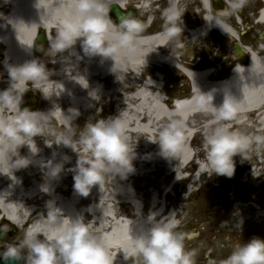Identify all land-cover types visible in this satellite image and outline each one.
<instances>
[{
	"label": "bare ground",
	"instance_id": "1",
	"mask_svg": "<svg viewBox=\"0 0 264 264\" xmlns=\"http://www.w3.org/2000/svg\"><path fill=\"white\" fill-rule=\"evenodd\" d=\"M108 2L123 7L140 2L142 9H147L144 15L161 14L152 6L161 3L167 7L169 4V0H159V3L157 0H108ZM190 2L200 6L204 19L208 15H215L208 0H190ZM176 3L178 4L179 0H176ZM228 3L234 10L232 4ZM75 6L76 0H0V88L10 86L8 65H19L33 58L40 59L48 68L55 71L48 82L36 87L44 101L43 107L37 110H52L51 122L67 127L65 116L72 115L67 112L69 108L78 109L80 112L77 118L74 117L71 120L70 124H72L77 120L89 119L90 116V122L100 117L101 113L94 116V111L99 106H109L111 112L108 116H114L115 104H117L118 109H122L117 115L124 123L125 139L129 145L132 165L139 167L134 168L126 178L106 172L105 180L100 185L93 186L87 197L78 194L73 186L68 197H62L60 186L64 184L66 177L72 175L69 169L75 165L78 155L87 154L82 150V146L75 144L71 148L56 145V142L38 146L25 140L23 145L19 146L18 152L30 163L27 167L13 169L10 158L16 157L14 153L6 150L8 142L0 147V221H6L10 227L31 222L26 236L38 233L41 239L47 238L50 242L54 241L58 232L50 230L41 215L46 214L45 202L54 201L55 205L62 209L60 216L64 219L65 227L72 218L83 216L90 233L103 240L113 259V264H118L127 255L135 253L132 250L131 238L150 226L148 216L155 214L153 222L163 216L162 209L155 198L149 202V207H145V212H140L138 193L136 187L130 184V180L136 176H142L143 173L140 171L146 167L158 169L167 173L168 176H174V179L180 178L181 171L188 165L191 158V151L186 140L192 131L202 135L209 127V122L215 119V114L210 109L197 107L195 99L201 93L212 94L213 104L216 106L222 104L225 95L232 96L236 101L235 113L230 119L219 121V123L224 124L225 121L234 118L238 122L237 126H233L231 130L252 137L253 141L256 136L264 137V60L252 55L246 68L240 69L232 78L218 84L209 83V80L217 79V75L208 77L205 73L195 75L185 71L192 80L193 93L197 92V94L186 101L183 108L171 110L170 107H163L165 101L162 100L160 89L152 78L145 81L137 78L139 73L148 68L168 63V56L174 58L175 51L167 47L172 39L162 35L136 39L135 53L122 51L115 57L117 67L112 71L111 59L84 56L82 53L78 56L79 41L65 52L57 53L52 48L49 50V43L55 40L60 21L66 18L64 13L74 10ZM258 17L257 24L263 23L264 8L258 13ZM211 28H215L216 33L230 34V30L224 33L218 27ZM39 31L43 32L48 48H41L38 53H35L34 39ZM231 35L234 36L233 33ZM187 36L192 38V45L187 44V46H189L190 57H193V44L200 43L205 35L201 33V30H196L188 33ZM184 45L186 44L181 46L184 47ZM192 66L194 67V64ZM116 76L127 79L128 85L117 83ZM116 83L121 87V91H115ZM28 84L31 82H20L17 88L25 93L28 91ZM29 91L32 92V90ZM127 93L130 95L128 96ZM117 98L122 100L115 103ZM30 104L28 108L34 109L32 108L34 103ZM106 111L105 109L102 112ZM10 114L7 109H0V116ZM170 119H182L185 125L183 146L175 153L178 156L175 167L171 166V163L175 162L174 156L171 159L162 157L159 153V145H155V141L159 139V130ZM153 144L155 147L152 148ZM258 144L263 147L264 140ZM49 159L64 165L62 175L59 174L58 178L46 174L48 169L43 165ZM262 167L264 168V163ZM199 169L203 173L213 172L207 162L200 164ZM38 179H43L44 182L34 183L29 187L24 186ZM112 179H115V183ZM250 179L254 182L253 176ZM105 185L108 187L107 191L104 189ZM43 187H47L48 190L45 191ZM42 199L47 200L41 203ZM125 205L127 207L131 205L136 211V220L133 222H130L128 217L133 218L134 213L132 212V215L127 213L125 208L122 209ZM121 215L127 216V219L121 218Z\"/></svg>",
	"mask_w": 264,
	"mask_h": 264
},
{
	"label": "clouds",
	"instance_id": "2",
	"mask_svg": "<svg viewBox=\"0 0 264 264\" xmlns=\"http://www.w3.org/2000/svg\"><path fill=\"white\" fill-rule=\"evenodd\" d=\"M209 6L212 0H208ZM243 0L232 4L233 9L242 7ZM111 4L108 0H76L75 9L64 13L65 19L60 21L55 40L50 42V48L61 53L69 50L79 41V53L89 57H101L113 61L111 71L117 67L115 57L122 51L135 53L136 36L142 32L145 24L131 12H125L114 22L110 17ZM227 10H218L216 14L205 18L209 28L215 26L227 33L230 26L221 19L227 16ZM163 31L160 35L172 39L183 33L181 27L182 13L176 0L161 12ZM151 19V18H150ZM55 69L48 68L38 58H33L19 65H8L7 73L10 86L0 90V109H7L11 114L0 116V139L9 143L8 152L14 153L10 158L13 169L27 167L30 161L18 152L26 138L42 135L45 130L51 131L50 121L52 110H30L21 108L24 91L17 88L20 82H31L40 85L49 81ZM214 96L201 93L195 99L197 107L210 109L215 119L209 122V127L203 133L202 148L208 167L216 175L231 177L235 171L234 157L243 153L253 142V138L231 130L227 124L219 121L230 119L236 108V101L230 95H225L221 105L213 104ZM65 120L71 133V120L78 117V109L69 108ZM185 125L182 119H170L161 127L158 136L159 153L166 159H171L177 150L183 146ZM257 143L264 137L256 136ZM152 142V141H151ZM82 146L86 155L79 156L72 171L73 188L81 196L87 197L95 185H100L106 172L122 175L126 178L133 169L132 158L129 155V145L125 139L124 123L119 115L109 116L94 123L86 122L79 138L73 140L64 133L56 134V145L71 147ZM242 157V156H241ZM243 158V157H242ZM48 169V175L57 177L64 170L62 163H54L49 159L43 165ZM175 171V168H174ZM177 178V177H176ZM47 191V187H43ZM46 214L42 213L50 230L58 232L54 241L41 239L34 233L25 237L18 244L9 246L0 252V259L5 262L20 258L22 249H27L26 264H113V259L102 239L92 235L83 216L72 218L65 227L60 216L62 209L54 201L45 202ZM91 208V205H89ZM155 214L148 216L149 227L132 236V250L143 257L144 264H194L192 253L185 250V233L179 232V221L175 212L161 216L153 222ZM8 230L7 225L0 226V236ZM214 264V262H213ZM219 264H264V239L252 238L238 244L231 253Z\"/></svg>",
	"mask_w": 264,
	"mask_h": 264
},
{
	"label": "rangeland",
	"instance_id": "3",
	"mask_svg": "<svg viewBox=\"0 0 264 264\" xmlns=\"http://www.w3.org/2000/svg\"><path fill=\"white\" fill-rule=\"evenodd\" d=\"M229 1L237 2V0H229ZM195 5L196 4L191 3L190 1L186 4L185 0H182L180 4V6H182L184 10L186 8L185 12H183L182 22L180 23L182 25L187 26L188 28L195 27L204 22L202 16L203 13L201 12L198 16V10L197 7L196 8L194 7ZM163 6L164 5L161 4L157 6H152V8L157 12L158 11L162 12V10L165 7ZM260 7H261L260 0H243L242 8H241L242 11L238 13L239 10L237 11L229 8L228 17L223 18V20L225 21L231 19V21L234 22L235 15L238 14V16H241L242 18L246 19L249 25H253L251 22V14L249 12L253 9H259ZM200 10L202 9L200 8ZM193 16L196 17L194 18ZM145 18L146 19L148 18V20L153 21V27L155 29L163 25V20L161 18V15L159 14L156 16L155 14L144 15L143 11H139L137 19H139L140 21H144ZM244 30L245 29L243 25L239 26L237 28L238 35L242 33V31ZM261 30H262L261 26L254 27L252 31L253 36L250 35V33H248L240 37L241 38L240 44L243 46H249V45L256 46V44H258V42L261 41V39H258V35L261 34L260 32ZM181 41H182V37L179 35L175 39L174 46L176 43ZM234 42L235 41L232 38L221 37L220 35H218V33H212L209 37L200 41V43L197 42L193 44L192 47H193L194 55L193 57H191L190 63L194 64V68H203L207 66H215L216 68L219 67L217 70L218 72L216 73L217 76H226L229 73V67L231 63H234L236 61L240 62V60H243L242 58L246 57V55H244L240 59H233L232 48ZM262 43L264 44V39H262ZM174 46L171 48L175 52H179V53L181 52V54L182 53L185 54L186 52H188L189 46H187V43L186 45H184V47L181 48ZM188 67H193V66L191 65ZM115 80L120 85L122 84L126 86L128 85L126 82L127 79L124 80L120 76H116ZM117 83L115 85L116 92L121 91V87L117 85ZM32 84L33 83H31V85ZM30 89H32L34 96L38 100L37 109L42 108L44 101L40 97V93H39L40 91L38 92V89L36 88L33 89L32 87H30ZM189 89L190 86L188 84V80L178 69L173 68V70L172 69L165 70L163 90L166 96L170 98H174V97L180 98L183 95L184 96L188 94L190 95ZM0 90L2 89L0 88ZM127 94L128 96L130 95V93ZM160 95L162 98L163 94L161 92ZM121 100H122L121 98H117V100H115V103H119V101ZM167 103L169 104V106H171L170 100L167 101ZM100 107L101 106L97 107V109L94 111V116L99 115V113H101L100 114L101 116L98 118H94L91 123L109 117L108 114L111 112L109 106L102 107V111L106 109L107 110L106 112L100 111L101 110ZM170 109L172 110V108ZM119 111H122V109H118L117 104H115V115H117ZM90 117L89 119L77 120L76 122H73L71 124V128L73 131L71 133L68 130V126L62 127L58 125L56 122L50 121L51 131L46 129L42 135H38L32 138H26L25 140L30 141L31 143L36 144L38 146H43L46 144H50L52 142L53 143L56 142V134L59 133H64L66 136H71L73 140H77L79 138L81 131L83 130L85 123L90 122ZM1 141H3V139H1ZM2 144L3 143H1V145ZM202 144H203V133L202 135L195 134L194 139L190 146L194 147L193 148L194 151L196 152L201 151L200 153H202L203 152ZM155 145H158V143H156ZM155 145L153 144L151 147L153 148L155 147ZM246 150L243 153H241V156L243 158L239 155L234 157L235 171L231 177L224 175H216L214 172L207 173L199 179L198 183H195L193 185L191 190H189L190 189L189 185H191V182H189L188 179L173 185L172 183L174 176L172 175L168 176L167 173L150 167L143 168L140 171L143 173L141 174L142 176L139 177L136 176L135 178L130 180V184L136 187L139 200L143 201L142 203L144 204L145 207L146 206L149 207L150 206L149 202L153 198H155L157 199V202L159 203L160 207H162L163 204H165L166 211L164 212V215H166L167 213L175 212L176 219L179 221V225L176 230L185 233L184 247L186 251L192 253V259L194 264H199L202 262L205 264H213V262L214 264H219L220 260L215 259L214 254L219 253V249L221 250L224 248L218 246L216 242L214 244L212 243V245L210 242H209L210 244H208L207 242L208 239L210 241V237H211L210 234L212 229H215L214 225L219 222L217 220H220V226H217L216 230L221 229V231L223 232V229L226 228V225L224 223V218L231 216L233 217L232 214L234 212H237L235 208H238V211L242 209L240 216L238 215L239 221L234 219V217L233 218L231 217L233 220H235L234 224L236 225L229 226L230 229L237 228V226L240 225V223L243 221V219L246 216L250 217V214L252 212L250 210V206L252 204L248 202L251 201L252 199L255 200L256 206H259V210H257V216L261 220L260 222L264 227V196L256 197L257 189L248 183L250 177L253 176L256 187L262 188L264 190V168L261 167L259 168V166L258 168H255L256 163L257 165H260L264 162H259L258 156H256V158L251 159L250 156L252 155L249 156L248 153L249 152L251 153L252 150L248 148ZM263 153L262 155H260L259 158L264 157ZM174 159L175 162L171 163L172 167H175L178 156L174 155ZM252 160H254V162ZM138 167L139 166H133V169L134 168L136 169ZM254 168L255 170L253 171ZM185 170L189 171L190 168H186ZM191 170L192 172L196 171L194 166L191 167ZM62 172L60 173V175H62ZM46 174H48V172ZM72 176L73 173L71 176L66 177V181L64 182V184L60 186L61 188L60 194L62 197H68V195L73 190ZM104 180L105 179H103V181ZM36 181L37 183L44 182L43 179H38ZM112 181L115 183V179H112ZM31 185H32L31 182L29 184H24L25 187H29ZM104 189L107 191L108 187L105 185ZM189 191L192 192L190 193ZM57 193L59 194V192ZM46 200L47 199H42L41 203H44V201ZM139 200L138 202H140ZM34 205L38 206V204H34ZM124 208L127 213L129 212L130 214L133 215L132 213L133 210L130 206L126 207L125 205L124 207H122V209ZM30 223L31 222H27L26 225H29ZM13 234H14L13 236H15L16 233ZM20 239L21 241H23L24 237L21 235ZM12 240L14 239L12 238ZM18 243L11 241L10 243H6L5 245L3 244L1 245L2 248L0 249V252H3L9 246V244L15 245ZM200 246L201 248L199 251L197 249ZM210 249H212L213 252H210ZM204 252L209 253L208 258H206V256H203ZM27 254H28V250L26 252V255ZM24 264H26V262ZM138 264H144V260L141 259L138 262Z\"/></svg>",
	"mask_w": 264,
	"mask_h": 264
},
{
	"label": "flooded vegetation",
	"instance_id": "4",
	"mask_svg": "<svg viewBox=\"0 0 264 264\" xmlns=\"http://www.w3.org/2000/svg\"><path fill=\"white\" fill-rule=\"evenodd\" d=\"M153 1H155V0H153ZM157 5H161V3L156 4L155 6H157ZM163 5L166 6L165 4H163ZM133 6H135V4H133ZM194 7L196 8V7H198V5L196 4ZM251 11L255 12V10H251ZM159 15H161V14H159ZM155 16H156V14H155ZM193 17H195V16H193ZM252 31H253V27H249L248 29H246V32L244 33V35L250 33V35L253 36ZM256 194H257L256 197H263L264 196V190L257 188ZM251 201L253 203H255L254 199H252ZM250 210L252 211L250 214V217L246 216L243 219V221L240 223V225H238L237 228H235V229H230L229 227H226L223 229V232L221 231V229L216 230L217 226H220V220H217L219 222L214 225L215 229H212V231H211L210 241H209V239L207 241L208 244L211 243V245H212V243L214 244L216 242L218 246H220L221 248H224L221 250L219 249V253L214 254L215 259H219L221 261L222 259L226 258L231 253V251L234 249L235 246H237L238 244H243V243L249 241L250 239H252L254 237L264 239V227H263L262 223L260 222L261 220L257 216V210H259V206L257 209L250 207ZM229 221H231L230 217L224 218V223H227ZM231 225H236V224L233 223ZM260 226H262V227H260ZM200 248H201V246L198 247L197 250L200 251ZM210 252H213L212 249H210ZM208 254L209 253L204 252L203 256H206V258H208L209 257ZM212 257H214V256H212Z\"/></svg>",
	"mask_w": 264,
	"mask_h": 264
},
{
	"label": "water",
	"instance_id": "5",
	"mask_svg": "<svg viewBox=\"0 0 264 264\" xmlns=\"http://www.w3.org/2000/svg\"><path fill=\"white\" fill-rule=\"evenodd\" d=\"M212 3L214 5H218V4L220 5V0H212ZM128 12H130V11H128ZM122 14H124V13L116 5L111 4V11L109 12V15L114 20V22L116 21V23H119V19L118 18ZM37 42L42 45L43 49H46L47 45H46V42L44 40V36H43L42 33L39 34ZM239 52H240V49H239L238 46H236L235 54L237 55ZM4 225H7L8 230L6 231V233H4L2 236H0V243L6 242L7 236L9 234H12V232H13V228L10 227V225L7 222H5L3 224V226ZM25 255H26V250L24 249V250L21 251L19 259L9 260L7 262H5L4 260L0 259V264H24L26 262Z\"/></svg>",
	"mask_w": 264,
	"mask_h": 264
}]
</instances>
